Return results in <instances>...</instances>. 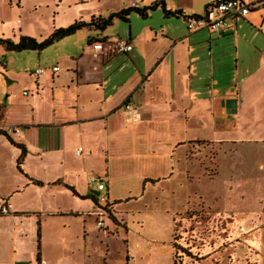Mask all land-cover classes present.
Here are the masks:
<instances>
[{"label":"crops","instance_id":"obj_1","mask_svg":"<svg viewBox=\"0 0 264 264\" xmlns=\"http://www.w3.org/2000/svg\"><path fill=\"white\" fill-rule=\"evenodd\" d=\"M138 1V9L147 7L144 0ZM162 1L167 10L181 11L184 16H201L205 7L216 0ZM128 3L123 9L131 7L130 1ZM253 4L252 10L258 6V3ZM9 5L18 9L20 0H9ZM260 20L259 29L263 31L264 18ZM4 24L0 22L1 31ZM16 25L18 27L11 30L16 32L12 41H17L23 33L20 22ZM87 30L97 32L94 28ZM202 30L188 31L189 34L183 36H165L161 32L165 46L155 64L148 66L150 61L145 65L143 60L141 68L128 59L112 74L106 73V65L118 55L133 52L139 35L130 39L134 46L131 45L132 51L128 53H117L107 44L105 51H95L90 41L91 55L81 53L71 58L60 54L59 61L70 66L63 65L61 70L58 67L56 73L29 75L32 82L22 91L26 108L11 104L13 95L9 91L15 88V77L7 75L0 67V75L7 84L3 92H8L6 101L0 103V131H7L12 141L26 149L19 170L17 161L21 151L0 134V208L6 206L8 210L7 214H0V264H86V223L91 217L100 216L99 208L90 199L73 195L63 185L86 196L92 193L88 183L95 177L88 171L102 170L107 201L110 204L121 201L109 200L110 187L121 174L111 169L109 173V163L100 168L98 157L99 149L109 153L113 146H121L127 134L133 137L143 134L148 145L165 146L162 155L171 153L172 157L175 146L205 140L189 137V131H204L207 127L218 131L215 133L217 142L225 144L222 140L228 138L234 141L228 144L235 146L264 144V48L250 49L252 57L246 52L241 60L236 51L230 89L220 92L218 82L212 78L205 91L193 80L207 63L213 64V75L215 70L212 45L201 53L212 33L197 34ZM227 31L221 36L228 34ZM151 66V70L146 69ZM65 74L69 78L62 81ZM25 91L27 95L23 94ZM124 104L131 106L135 115L128 116ZM89 111H96L97 118H85L83 114ZM180 151L183 155L185 150ZM146 179L155 182H146L143 189L146 184L160 181ZM263 209L264 205L259 209L261 219L252 213L249 222L254 223L255 218L264 221ZM38 231L39 262L36 260ZM46 244L51 245L56 255L43 250ZM246 247L254 254L253 264H264V228ZM126 259L127 264L133 261L129 256Z\"/></svg>","mask_w":264,"mask_h":264},{"label":"rangeland","instance_id":"obj_2","mask_svg":"<svg viewBox=\"0 0 264 264\" xmlns=\"http://www.w3.org/2000/svg\"><path fill=\"white\" fill-rule=\"evenodd\" d=\"M129 1L20 0V7L13 9L9 0H0V22L5 23L0 37L13 40L16 32L11 30L20 22L22 35L43 41L54 27L88 21L92 15L107 18L125 8ZM154 1L144 0L148 4L146 8ZM262 1L247 0L258 6L245 18L231 22L228 34L208 36L207 47L202 46L201 53L207 52L212 45L214 75L213 64L207 63L193 78L203 90L210 86L212 78L218 82L220 92L229 90L233 84L235 52L241 60L246 52L252 57L250 49L264 48V29H259L260 19L264 18ZM207 31L197 34L204 35ZM161 32L165 36L189 34L182 18L165 17L158 7L147 11L146 17L132 12L128 22L114 19L103 32L78 31L41 52H7L1 47L2 68L7 75L15 77V88L9 91L13 95L11 104L18 108L28 107L22 91L32 82L29 75L39 69L48 74L53 67L61 70L63 65L70 66V63L62 64L58 56L65 53L77 58L81 53H89L90 41L107 45L117 40L130 43V39L139 35L133 52L116 56L106 65V73L112 74L128 59L141 68L143 60L145 65L149 61L148 66L153 65L165 46ZM68 78L65 74L62 81ZM3 87L7 84L0 75V103L6 101L8 94L3 92ZM83 116L97 118V112L89 111ZM217 132L209 127L204 131H189V137L205 140L175 146L173 157L171 153L162 155L165 146L148 145L143 134L135 137L127 134L122 145L113 146L109 153L99 149L100 168L109 163V173L111 169L121 174L115 178L109 194L110 201L116 198L121 202L114 205L107 201L102 170L88 171L103 181L105 190L99 192L97 183H88L89 190L100 193L97 197L100 216L91 217L86 223V264H127V256L133 258L128 264H173V259L175 264L254 263V254L246 245L264 228V221L256 220L261 219L259 209L264 205V144L235 146L228 144L234 142L228 138L222 140L224 144L215 141ZM180 149L185 150L183 155ZM146 178L160 181L146 184L143 189ZM252 213L256 216L254 223L249 222ZM96 222L101 223V227L96 226ZM34 250L36 252V244ZM43 250L56 255L50 244L43 245Z\"/></svg>","mask_w":264,"mask_h":264},{"label":"trees","instance_id":"obj_3","mask_svg":"<svg viewBox=\"0 0 264 264\" xmlns=\"http://www.w3.org/2000/svg\"><path fill=\"white\" fill-rule=\"evenodd\" d=\"M220 1H222V0H216L212 4L218 3ZM212 4H209V5H212ZM209 5H207L205 7V10ZM158 7L162 9L165 17L182 18L183 20L187 17H199V15L184 16L181 11L167 10L165 5H164V2L162 0H155L154 3L151 6H149L148 8L138 9V8L130 7L127 9H123L117 13L111 14L107 18H102V17L98 16V17H91L88 22L80 21V20L75 21L73 24L69 25L66 28L54 29L53 32L47 38H45L43 41H37L36 39L29 37V36H25V35L19 36L17 41H12L10 39H5V38L0 37V46L3 47L4 50L7 52H23V51L41 52V51L45 50L46 48L54 45L55 43L65 39L67 37L75 35L78 31H80L82 29L94 28L95 31L103 32L106 30L107 27L112 25V22L114 19H119V20L128 22V17L132 12H136L140 16L146 17L147 11L155 10ZM0 67L2 68V62L1 61H0ZM2 69H4V68H2ZM1 112H2V109L0 107V116H2ZM0 134L6 136V138L10 141V143L14 147L18 148L21 151L20 156H19L18 161H17V167L19 170H21L20 165H21L23 158L26 154L25 147L21 144H18V143H15L14 141H12L10 136L8 135L7 131H0ZM146 182H153L154 183L155 181L146 179L143 182V185ZM36 183L39 185L42 184L39 182H36ZM58 183H61V182H58ZM63 186L65 188H67L68 190H70L73 195H75L81 199H90L94 203V205H96V206L98 205V198L96 196L91 195V194H88L86 196H80L77 194V192L75 191V189L73 187L66 185V184H64ZM120 202L121 201H116L113 204L115 205V204L120 203ZM39 249H40V245H39V231H38L37 232V256H36L37 262H39ZM173 264H175L174 259H173Z\"/></svg>","mask_w":264,"mask_h":264},{"label":"built area","instance_id":"obj_4","mask_svg":"<svg viewBox=\"0 0 264 264\" xmlns=\"http://www.w3.org/2000/svg\"><path fill=\"white\" fill-rule=\"evenodd\" d=\"M130 6L132 8H137L139 1L130 0ZM254 4L247 2V0H222L218 3L209 5L204 14L199 17H187L184 19L187 29L190 32L199 31L202 29H207L212 34L222 35L224 31L230 28V23L236 21L239 18L245 17L250 10H252ZM109 49L117 53H128L132 51V46L128 42L122 40H117L113 43L108 44ZM106 43L95 41L92 43V48L95 51H105ZM59 70L58 67H53L50 71L56 73ZM46 71L43 69L36 70L33 74L36 76L44 74ZM27 95V91L23 93ZM124 108L128 115H135V110L129 106L124 105ZM14 131V130H9ZM81 149L77 151L79 154ZM93 182L98 183L97 189L103 190L104 185L101 180L98 178L92 177ZM100 182V183H99ZM8 210L6 206L0 208V214H7ZM101 223H98L97 226L101 227Z\"/></svg>","mask_w":264,"mask_h":264},{"label":"water","instance_id":"obj_5","mask_svg":"<svg viewBox=\"0 0 264 264\" xmlns=\"http://www.w3.org/2000/svg\"><path fill=\"white\" fill-rule=\"evenodd\" d=\"M92 195H94V196H96V197H98L99 196V192H97V191H92V193H91Z\"/></svg>","mask_w":264,"mask_h":264}]
</instances>
